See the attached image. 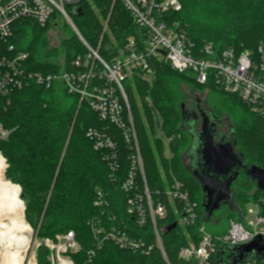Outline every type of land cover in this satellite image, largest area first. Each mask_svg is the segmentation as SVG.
<instances>
[{"label": "trees", "instance_id": "1", "mask_svg": "<svg viewBox=\"0 0 264 264\" xmlns=\"http://www.w3.org/2000/svg\"><path fill=\"white\" fill-rule=\"evenodd\" d=\"M182 10L170 13L169 22H179L188 31L190 39L203 45L214 42L218 49L236 48L238 51L256 49L264 42V0H180ZM82 15L73 16V21L89 46L99 50V55L109 59L131 35L139 30L123 3L119 0H80ZM111 31V37L103 35V21ZM50 25L42 28L33 21L20 20L15 24L11 43L17 51L29 53V71L63 73L73 69L77 56L87 53L79 36L67 23H63V39L59 45L52 44L47 33ZM155 78L148 83L138 73L124 83L131 113L134 117L138 142L144 161L147 186L154 203L162 202L167 208V217L158 220L164 253L156 245L155 232L149 221L140 226L136 217L127 212L128 193L121 183L128 176L131 166L130 149L121 135L118 142L121 151V169L116 183L110 180L109 169L102 153L93 147L88 131L105 126L80 95L68 90L65 82L55 80L49 87L31 84L14 92L7 109H0V124L9 130L7 140L0 139V155L6 168L0 176L23 185V197L28 201L25 215L35 228L39 239H56L57 234H76L82 250L73 254L76 264H89L88 251L94 248L95 239L90 221L100 219L107 227L129 232L136 239H144L153 246L148 254L123 250L106 243L96 251L93 264H198L195 259L179 258L178 252L186 246H199L204 226L211 235L225 236L231 220H243V208L256 200L264 191L252 196L256 183L247 180L244 171L233 181L232 199L219 209L234 207L229 214L226 229L212 226L213 215L207 219L204 206V186L191 171V160L187 152L193 134L184 124L183 109L185 85L193 91L204 88L214 93L219 102L212 109L218 114L231 116L235 133L236 151L244 156L245 165L264 168V117L252 111L238 95L221 90L212 81L200 84L189 71H176L169 63L152 61ZM1 104L5 101H1ZM202 111L203 108L201 109ZM205 112V111H204ZM218 114L212 117L218 119ZM161 119L160 130L171 137L166 158V146L156 135V126ZM147 122V129L145 128ZM159 126V124H158ZM142 189V177L140 178ZM178 181L187 191L192 202L197 204L198 219L193 225L180 226L183 204L171 199L168 191ZM98 189L108 198L106 210L96 208L94 201ZM218 209V210H219ZM174 222L178 225L168 231ZM231 245H218L212 264H216L217 253ZM48 248H38L39 264H46ZM226 251L222 264H229ZM244 264H264V259L255 257Z\"/></svg>", "mask_w": 264, "mask_h": 264}, {"label": "built area", "instance_id": "2", "mask_svg": "<svg viewBox=\"0 0 264 264\" xmlns=\"http://www.w3.org/2000/svg\"><path fill=\"white\" fill-rule=\"evenodd\" d=\"M119 1L135 21L139 32L138 35L129 36L123 46L104 60L98 49L87 44L73 21L72 17L78 14L81 7L80 0H0V100L5 101L0 102V109H7L14 92L35 83L49 87L55 80H62L68 90L80 95L81 101L85 100L105 123L104 127L90 129L87 133L93 147L102 153L113 183L118 181L121 169L120 135L129 146L131 166L128 176L121 183V189L128 193L127 212L136 217L141 227L151 222L156 245L164 253L158 220L167 217V208L162 202L152 201L124 83L136 73L146 76L155 74L153 60L166 62L176 71L194 73L200 84L212 81L221 90L238 95L252 111L264 117V42L256 49L242 51L232 47L220 50L212 41L200 46L190 39L188 31L179 22H169L167 19L170 13L182 10L180 0ZM57 18L63 19L77 33L87 53L77 56L70 71L48 75L29 71V53L17 51L11 43L15 24L27 20L45 28L56 22ZM9 133L0 124V139L7 140ZM141 177L142 189L139 188ZM167 194L183 204L184 216L179 224L193 225L198 219L197 204L190 200L188 192L175 182ZM94 204L101 210L109 207L103 190L98 189ZM243 212L242 221H230L225 236L213 237L204 226L199 227L200 245L181 248L179 258L195 259L198 264H212V255L218 245L238 246L250 243L257 237L264 238V195H258L256 200L248 202ZM90 225L95 244L87 253L89 264H93L96 251L106 243L142 254H148L153 249L146 240L136 239L116 226L107 227L100 218L90 221ZM42 245L50 250L46 264H76L72 255L82 250L72 230L57 234L55 240L44 238L37 248ZM29 264H39L37 256Z\"/></svg>", "mask_w": 264, "mask_h": 264}, {"label": "water", "instance_id": "3", "mask_svg": "<svg viewBox=\"0 0 264 264\" xmlns=\"http://www.w3.org/2000/svg\"><path fill=\"white\" fill-rule=\"evenodd\" d=\"M82 8H78V15H82ZM201 130L196 132V124L199 122V115L183 109L184 124L192 121L190 131L193 134L192 144L187 152L190 158L191 171L199 178L204 186V206L206 218L209 219L215 210L232 199V183L237 179L242 171L245 172L247 180L256 183L255 189L251 192L254 196L258 191H264V168L257 165H245L244 156L236 151L235 133L233 127L220 140L216 141L218 127L214 117L213 120L200 110ZM178 225L174 222L167 228L168 231ZM229 251V264H244L251 262L255 257L264 259V238L257 237L250 243L221 248L217 253L216 264L223 263L222 255ZM255 252L256 255L253 254Z\"/></svg>", "mask_w": 264, "mask_h": 264}, {"label": "rangeland", "instance_id": "4", "mask_svg": "<svg viewBox=\"0 0 264 264\" xmlns=\"http://www.w3.org/2000/svg\"><path fill=\"white\" fill-rule=\"evenodd\" d=\"M54 23H52V25L50 26V28L48 29L47 33H49L50 37H51V41L52 44L55 45H59L60 42L63 39V34L61 33L62 30V25L63 23H65V21L63 19H59ZM106 23L107 20L103 21V35H105V33H107V35L113 40V38L111 37V31L109 30V27L107 25L106 27ZM106 28V29H105ZM249 50V49H246ZM138 74V73H136ZM143 79L145 81H147L149 84L152 83L154 81L155 78V74L150 75V76H146L144 74H140ZM195 74L189 72V76L193 77ZM134 76V75H133ZM192 87L190 85H185L184 88V103L186 104V108L188 111H193L196 107L197 104V100L201 101V107L203 108V110L205 111V113H207V115L213 120L212 118V114H218V112L215 110L213 113V108L215 107V105L219 102V98H217V96L210 92L209 90H205L204 88H200L193 91V89H191ZM214 122H216L217 127H218V137L219 140L222 139L224 137V135H226L228 133V131H230L231 126H232V121H231V116L228 113H223L222 115L218 114V119L213 120ZM146 126L145 128L147 129V122L145 121ZM159 124V126H158ZM155 130H156V135L158 138L161 139V143L164 144V146H166V150H165V154H166V158L170 157L172 155V153L169 151V142L171 141V137L166 135L165 132L163 130H160V126L162 124L161 119L159 120ZM186 127H192L193 123L192 121H186L185 123ZM2 154V152H0ZM178 184H180L177 180L175 181ZM235 213V209L234 207H232L229 203V205L227 204V206L222 207L221 209L217 210L214 213L213 216V220H212V226L215 227L218 231L222 230V229H226V227L228 226V220L227 217L229 214H234ZM236 214V213H235ZM180 226L181 223L179 224ZM36 232L34 233V237H33V242L32 244L29 246L28 248V253L26 254L25 257V264H29V262L34 261V257L36 258V256H38V248L37 245L39 243L42 242L43 238L39 239L38 236H36ZM160 248V247H159ZM162 251V250H161ZM142 254V253H141ZM145 254V253H143ZM254 255L255 252H253Z\"/></svg>", "mask_w": 264, "mask_h": 264}, {"label": "clouds", "instance_id": "5", "mask_svg": "<svg viewBox=\"0 0 264 264\" xmlns=\"http://www.w3.org/2000/svg\"><path fill=\"white\" fill-rule=\"evenodd\" d=\"M23 191L20 183L0 182V264H25L24 253L33 242L35 228L24 214Z\"/></svg>", "mask_w": 264, "mask_h": 264}, {"label": "flooded vegetation", "instance_id": "6", "mask_svg": "<svg viewBox=\"0 0 264 264\" xmlns=\"http://www.w3.org/2000/svg\"><path fill=\"white\" fill-rule=\"evenodd\" d=\"M202 109V107H201V101L200 100H197V104H196V107H195V109L193 110V111H191L190 110V112L191 113H196V114H198L199 115V122L196 124V132H199V130H201L202 128H201V119H202V117H201V113H200V110ZM186 126V125H185ZM186 128H189L190 130L191 129H193V128H191V127H186ZM225 136V135H224ZM215 140L216 141H220L219 140V137H218V132H217V135H216V138H215Z\"/></svg>", "mask_w": 264, "mask_h": 264}, {"label": "bare ground", "instance_id": "7", "mask_svg": "<svg viewBox=\"0 0 264 264\" xmlns=\"http://www.w3.org/2000/svg\"><path fill=\"white\" fill-rule=\"evenodd\" d=\"M6 168V165H5V161H4V158L0 155V172L2 171V170H4ZM5 180H7V179H5V178H2L1 176H0V182H3V181H5ZM28 253V249L25 251V253H24V257H26V254Z\"/></svg>", "mask_w": 264, "mask_h": 264}]
</instances>
